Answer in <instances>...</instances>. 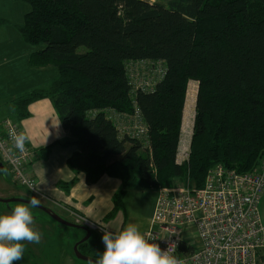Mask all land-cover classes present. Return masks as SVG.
I'll list each match as a JSON object with an SVG mask.
<instances>
[{"label":"trees","instance_id":"obj_1","mask_svg":"<svg viewBox=\"0 0 264 264\" xmlns=\"http://www.w3.org/2000/svg\"><path fill=\"white\" fill-rule=\"evenodd\" d=\"M14 1L31 7L16 28L23 42L42 47L29 67L58 71L45 88L14 99V113L24 118L31 103L48 98L70 137L63 145L79 149L69 167L84 173L86 184L102 176L121 182L105 219L124 208L135 186L156 190L188 177L201 189L218 165L253 173L264 159V0ZM141 61L165 70L151 91L128 86L129 64ZM190 81L197 83L190 157L178 167ZM134 108L145 143L121 136L111 118ZM98 234L78 246L82 255L99 258Z\"/></svg>","mask_w":264,"mask_h":264},{"label":"built area","instance_id":"obj_2","mask_svg":"<svg viewBox=\"0 0 264 264\" xmlns=\"http://www.w3.org/2000/svg\"><path fill=\"white\" fill-rule=\"evenodd\" d=\"M137 71L144 76L142 81L137 80ZM164 71L161 63L131 62L126 72L128 86L151 91L154 83L163 78ZM184 112L185 108L174 154L178 167L189 161L193 134L194 119H185ZM114 123L121 136L145 143L146 129L139 109L134 108L131 116L117 115ZM13 131L22 132L15 121L0 119V162L17 187L27 194H36V180L28 170L34 153L27 142L23 152L15 146L10 135ZM205 178L201 189L191 187L188 177L180 187L159 186L144 233L162 250L172 244V254L183 260V264H260L258 254L264 250V223L259 211L264 196V159L253 173L238 174L218 165ZM77 220L75 224L89 232L102 233L100 225L83 218Z\"/></svg>","mask_w":264,"mask_h":264},{"label":"crops","instance_id":"obj_3","mask_svg":"<svg viewBox=\"0 0 264 264\" xmlns=\"http://www.w3.org/2000/svg\"><path fill=\"white\" fill-rule=\"evenodd\" d=\"M29 11L22 1L0 0V17L2 12L13 20L10 21L13 25H16L0 26V119L7 118L15 121L21 131L30 137L27 143L34 153V159L28 170L36 180L37 191L36 194H27L24 191V194L35 196L40 201L39 204L58 216L60 214L67 216L70 221H73L71 223H76L78 218H83L113 233L119 232L129 223H134L144 233L149 226L156 197L149 216L139 218L128 211V201H125L127 192L130 190L128 189L123 199L124 208L117 211L110 219H105L113 209L112 199L114 193L120 189L121 182L102 176L95 184H86L84 173L69 167L68 160L74 153H78L79 149L74 143L63 145L70 140V137L60 124L53 104L48 98L31 103L27 107L28 116L24 118H19L14 113V99L23 93L45 88L58 76V71L53 66L41 69L29 67L31 54L42 49L41 46L25 44L20 32L16 29L24 23V16ZM184 107L186 119V103ZM111 118L115 122L116 116L112 114ZM45 148H49L50 151L44 152ZM14 185L17 187L16 184ZM11 194L14 193L10 192ZM130 208L135 207L130 205ZM259 211L261 223H264V196L261 197ZM6 212L9 211L0 212V214ZM34 227L39 232L41 230L42 238L39 244L26 243L32 250V256L39 255L41 250L48 252L45 244L47 241V236L44 234L45 226L41 227L35 223ZM46 229H51V226L47 224ZM102 235L103 230L98 234V240L104 248ZM78 239L74 243L78 242ZM258 259L260 264H264V250L260 251ZM16 264H23L22 259Z\"/></svg>","mask_w":264,"mask_h":264},{"label":"clouds","instance_id":"obj_4","mask_svg":"<svg viewBox=\"0 0 264 264\" xmlns=\"http://www.w3.org/2000/svg\"><path fill=\"white\" fill-rule=\"evenodd\" d=\"M10 135L15 146L23 152L30 137L25 132L13 131ZM39 203L34 196L28 203H17L11 211L0 214V264H16L24 256L26 243H40L42 236L34 227L32 212ZM102 230L103 251L98 259H89L87 264H183V260L172 254V244L162 250L134 223L116 233Z\"/></svg>","mask_w":264,"mask_h":264},{"label":"rangeland","instance_id":"obj_5","mask_svg":"<svg viewBox=\"0 0 264 264\" xmlns=\"http://www.w3.org/2000/svg\"><path fill=\"white\" fill-rule=\"evenodd\" d=\"M144 1L156 2L158 0H144ZM249 1H252V0H249ZM22 3H24V5L28 8V11H29L31 7L29 8V5L25 2H22ZM0 19L4 21L3 24H1V26L13 25V23L10 22L13 20H10V18L2 12H1ZM13 26H16V25H13ZM156 67H154L153 69L156 70L157 69ZM153 69L152 71L154 72ZM136 74H137L136 76L137 80L142 81L144 79V76L142 75V73H140V71H137ZM153 77H155V73ZM190 88L192 89L196 88V91H197V83L190 81L187 87V90ZM187 90H186V93H187ZM186 98H187V95H186ZM181 185L182 183L180 182L179 183L173 182L171 186L180 187ZM171 186H169V188ZM24 191L25 190L21 187H15L11 176H9L6 170H4L3 173H0V199L22 198V199L30 200L32 197L29 195L26 196V194H24L25 193ZM10 192L11 193L13 192L14 194L10 195ZM127 194L128 195L125 201L126 202L128 201L127 202L129 206L128 211L131 212L133 216H136V217L138 216L139 218L149 216L150 212H152L153 205H154L153 200L157 196V192H155V190H153L152 188L142 189L138 186H135V188L130 189L127 192ZM11 196H14V197H11ZM16 204L17 202L10 203L8 207H6V205L0 204V212L11 211V209ZM130 205L134 206L135 208H130ZM32 212L34 215L35 223H37L38 225H41V227L45 226L44 234H46L47 236L46 237L47 241L45 244L47 246L49 253L48 252L45 253L44 250H41L39 255L32 256L31 254L32 250L28 247V245H26V250L22 258L23 264H87V261L77 259V257L74 254V246L77 243V242L74 243V241L78 239L79 236L80 238L78 239V241L81 238H83V236H81L82 233L79 230L77 231L76 229L66 227V226L64 227L60 225L56 221L51 220L49 215L43 212L42 210L40 211V210L33 208ZM60 216L64 217L62 214H60ZM60 216L59 218H61ZM61 219L63 221H68V222L72 221V220L70 221V219L67 216ZM47 224L51 226V229L49 230L46 229Z\"/></svg>","mask_w":264,"mask_h":264},{"label":"water","instance_id":"obj_6","mask_svg":"<svg viewBox=\"0 0 264 264\" xmlns=\"http://www.w3.org/2000/svg\"><path fill=\"white\" fill-rule=\"evenodd\" d=\"M4 171V164H1L0 162V173H3ZM29 200L26 199H22V198H4V199H0V204L6 205V207H8V205L10 203H28ZM34 209L37 210H42L43 212H45L46 214L49 215V217L51 218V220L56 221L57 223H59L62 226H66V227H70L76 230H81L82 232L85 233V236L83 238H81L74 246V254L77 257V259H81L84 261H87L89 259H92L93 261H95L96 259L94 258H90L88 256H84L82 255L79 251H78V246L81 245L82 243H85L87 240H89L90 236L92 235V231H88L85 227L81 226V225H76L75 223H71L68 221H63L61 218H59V216L57 214H55L54 212H52L51 210L46 209L44 206H42L41 204H39L37 207H35Z\"/></svg>","mask_w":264,"mask_h":264},{"label":"bare ground","instance_id":"obj_7","mask_svg":"<svg viewBox=\"0 0 264 264\" xmlns=\"http://www.w3.org/2000/svg\"><path fill=\"white\" fill-rule=\"evenodd\" d=\"M187 100H186V119H193L194 115V103H195V98H196V88L188 89L187 91Z\"/></svg>","mask_w":264,"mask_h":264}]
</instances>
